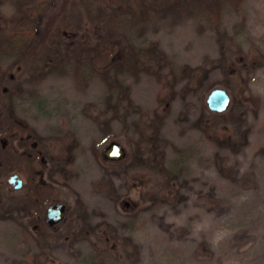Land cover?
Segmentation results:
<instances>
[{
	"label": "rangeland",
	"instance_id": "1",
	"mask_svg": "<svg viewBox=\"0 0 264 264\" xmlns=\"http://www.w3.org/2000/svg\"><path fill=\"white\" fill-rule=\"evenodd\" d=\"M224 3L0 0V264H264V0Z\"/></svg>",
	"mask_w": 264,
	"mask_h": 264
},
{
	"label": "water",
	"instance_id": "2",
	"mask_svg": "<svg viewBox=\"0 0 264 264\" xmlns=\"http://www.w3.org/2000/svg\"><path fill=\"white\" fill-rule=\"evenodd\" d=\"M206 103L210 111L214 113L226 112L231 104L230 94L223 88L212 90L206 98ZM3 148L7 145V139L2 138ZM126 149L117 141L110 142L104 149V157L109 161H121L126 157ZM10 184H14L16 189L22 188L24 181L17 174L8 179ZM66 215V205L64 203L52 204L47 209L48 223L54 225L64 219Z\"/></svg>",
	"mask_w": 264,
	"mask_h": 264
},
{
	"label": "trees",
	"instance_id": "3",
	"mask_svg": "<svg viewBox=\"0 0 264 264\" xmlns=\"http://www.w3.org/2000/svg\"><path fill=\"white\" fill-rule=\"evenodd\" d=\"M118 1V0H117ZM161 0H128V3H131V6L135 7L132 11H130L133 14L139 15L142 11H140V8L143 7L147 10H153L155 7L158 6V3ZM193 2L192 5H197L201 8H204L208 16L210 17L211 21L213 23H218L220 19V15L222 13L224 0H202L204 2L203 4L200 3L201 0H190ZM232 2H236V0H232ZM5 20V19H4ZM2 21L5 22V21ZM1 23V21H0ZM7 23H4L1 28L4 27ZM11 26L7 24V29H9V36L10 38H13V43L17 42V49L19 53H21L22 56H27V54L30 52V50L33 48V42L32 39L34 38V32L30 28H24L26 23H20V21L12 20ZM5 28V27H4ZM5 28V29H6ZM23 41H22V40Z\"/></svg>",
	"mask_w": 264,
	"mask_h": 264
},
{
	"label": "flooded vegetation",
	"instance_id": "4",
	"mask_svg": "<svg viewBox=\"0 0 264 264\" xmlns=\"http://www.w3.org/2000/svg\"><path fill=\"white\" fill-rule=\"evenodd\" d=\"M22 188H23V186H22ZM22 188H20V189H22ZM59 203H61V202H59ZM54 204H56V203H54ZM52 205V204H51ZM66 205V204H65ZM48 209V208H47ZM66 212H67V206H66ZM65 218H66V215H65V217H64V219L63 220H65ZM63 220H61V221H63ZM46 221H47V223H48V217H47V210H46ZM60 221V222H61ZM59 223V222H58ZM58 223H56V224H58ZM56 224H54V225H51L50 223H48V225L50 226V227H55V225Z\"/></svg>",
	"mask_w": 264,
	"mask_h": 264
}]
</instances>
